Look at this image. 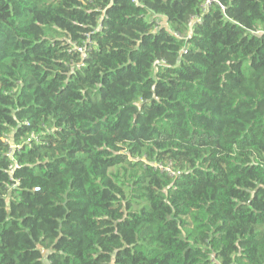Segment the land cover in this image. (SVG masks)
<instances>
[{
  "label": "trees",
  "instance_id": "trees-1",
  "mask_svg": "<svg viewBox=\"0 0 264 264\" xmlns=\"http://www.w3.org/2000/svg\"><path fill=\"white\" fill-rule=\"evenodd\" d=\"M134 1L0 0V264H264V0Z\"/></svg>",
  "mask_w": 264,
  "mask_h": 264
},
{
  "label": "rangeland",
  "instance_id": "rangeland-1",
  "mask_svg": "<svg viewBox=\"0 0 264 264\" xmlns=\"http://www.w3.org/2000/svg\"><path fill=\"white\" fill-rule=\"evenodd\" d=\"M158 21H159L160 24L164 25V20H163V19H159ZM9 141L11 142V140H9ZM11 146H13V144H11ZM13 149H14V148L12 147V150H13Z\"/></svg>",
  "mask_w": 264,
  "mask_h": 264
},
{
  "label": "built area",
  "instance_id": "built-area-1",
  "mask_svg": "<svg viewBox=\"0 0 264 264\" xmlns=\"http://www.w3.org/2000/svg\"><path fill=\"white\" fill-rule=\"evenodd\" d=\"M132 2H134L135 4H137V2L136 1H134V0H131ZM80 52H81V50H80ZM11 149H12V147H11ZM13 151V150H12ZM10 172V174H11V171H9Z\"/></svg>",
  "mask_w": 264,
  "mask_h": 264
}]
</instances>
